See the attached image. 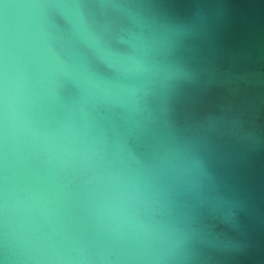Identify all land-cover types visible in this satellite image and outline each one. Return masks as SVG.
Returning a JSON list of instances; mask_svg holds the SVG:
<instances>
[{
    "label": "water",
    "instance_id": "water-1",
    "mask_svg": "<svg viewBox=\"0 0 264 264\" xmlns=\"http://www.w3.org/2000/svg\"><path fill=\"white\" fill-rule=\"evenodd\" d=\"M0 264H264V0H0Z\"/></svg>",
    "mask_w": 264,
    "mask_h": 264
}]
</instances>
